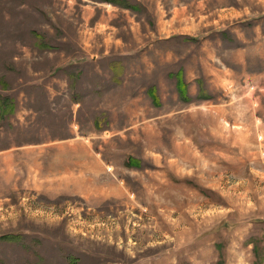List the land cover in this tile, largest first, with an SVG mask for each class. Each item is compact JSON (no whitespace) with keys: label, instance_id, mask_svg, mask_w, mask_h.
I'll return each instance as SVG.
<instances>
[{"label":"rangeland","instance_id":"obj_1","mask_svg":"<svg viewBox=\"0 0 264 264\" xmlns=\"http://www.w3.org/2000/svg\"><path fill=\"white\" fill-rule=\"evenodd\" d=\"M0 264H264V0H0Z\"/></svg>","mask_w":264,"mask_h":264},{"label":"trees","instance_id":"obj_2","mask_svg":"<svg viewBox=\"0 0 264 264\" xmlns=\"http://www.w3.org/2000/svg\"><path fill=\"white\" fill-rule=\"evenodd\" d=\"M179 83H180V81H179ZM152 95V97H153V99L156 101V97L153 95V94H151ZM3 238H5V239H12L13 237L11 236H8V235H6V236H4Z\"/></svg>","mask_w":264,"mask_h":264}]
</instances>
